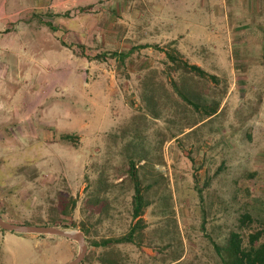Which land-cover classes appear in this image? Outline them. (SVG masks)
Returning a JSON list of instances; mask_svg holds the SVG:
<instances>
[{"label":"rangeland","instance_id":"rangeland-1","mask_svg":"<svg viewBox=\"0 0 264 264\" xmlns=\"http://www.w3.org/2000/svg\"><path fill=\"white\" fill-rule=\"evenodd\" d=\"M191 16L205 18V51L221 46L202 62L215 78L164 66L154 48L178 43ZM251 37L264 39V0H0V81L21 97L16 114L0 94V217L82 233L78 264H224L214 244L224 253L231 232L247 244L264 228V45L238 43ZM153 69L176 72L166 104L148 86ZM44 73L71 75L65 104L39 103ZM84 76L122 100H85ZM130 163L142 222L131 241L96 245L135 224ZM33 249L20 264H65L63 247Z\"/></svg>","mask_w":264,"mask_h":264},{"label":"crops","instance_id":"crops-1","mask_svg":"<svg viewBox=\"0 0 264 264\" xmlns=\"http://www.w3.org/2000/svg\"><path fill=\"white\" fill-rule=\"evenodd\" d=\"M186 13L189 15H192V13L202 14L203 12L200 10H195V12L189 10ZM215 13L224 14L225 11L220 12L218 9H216ZM204 19L205 18H202L201 16L200 17L191 16L190 20L185 18L183 20V23L185 24L188 23L184 28V30L187 31V33H185L184 36L181 37L178 43L175 41V44L160 46L159 49H158L159 45H154V48H156L160 52L161 57L162 58L164 57L166 59V61H164V66H167L168 62H173L171 58H169V56L166 55V52H168L170 53L169 55H171L172 57H175L176 59H180L181 61L179 62L181 64L185 61L189 64L197 65L198 67L202 68L204 71H206L209 74L208 76L209 78H215V75H214L215 73H213V71L211 70H208L202 64V62L204 61L207 55L214 56V55L219 54L221 52L220 51L221 46L217 43H212L211 44L212 48L205 51L202 41L198 39L197 34H196L197 31L204 30L206 28L204 24L205 23ZM52 26L54 27V25ZM230 27L231 26L229 25L228 17L224 19V24H222L221 26H220V21H219L218 28L220 29L227 28V31H228L230 30ZM217 30L218 29L212 30L213 41H215V36H217V33H216ZM228 41L231 42L232 44L231 40L228 39ZM247 42H250L253 45L258 46L260 48L261 47L263 48V45H264V39L263 38L260 39L258 37L244 38V39L238 40L239 46H245ZM140 47L142 46L138 45L137 49ZM1 57L2 55H0V58ZM85 66H89V64ZM0 67L3 70L4 65L0 64ZM147 72L151 74V75L150 74L148 75L149 88L151 89L154 88L156 91L155 94L157 93L159 94L160 92H162L163 95L165 94L163 97L164 99L163 100L161 99L162 101L160 103L166 104L167 103L166 98H165L166 94L171 93L168 82H172L171 78L174 79V74L176 72L168 73L166 69H162L160 71L153 69ZM190 72H194V71L189 70L188 73L186 74L189 75ZM194 73L196 75H199L196 72ZM85 74L88 75V72L86 70H85ZM199 76L204 77L201 75ZM81 78L82 76H80L79 79ZM42 79L43 80L41 83L45 84L49 82L51 85V88L49 87L50 91H47V94L43 96L42 100L40 99L39 103L49 98V95L51 94L52 96L56 97L54 101L55 104H58V105L65 104L67 99L64 100V98L68 97V94H65L64 96V93H59L58 90L62 88L65 84H69L70 82L69 80H71V75H65L61 77L60 74L58 73H51V74L44 73ZM180 83L182 85H180ZM180 83L176 84L177 91L183 98H185L183 94L180 93L179 89H183L187 87L186 86L187 84L183 80H181ZM79 84L81 86V92H82L81 97H83L85 100L88 98V100H91L93 103H96V100L94 99V97L97 95H102L103 97H105L104 103L106 104V108H108V105L112 103L113 99H115V101L117 102L118 98L120 97V101L122 100L121 95L118 93L120 92L119 88L116 86H113V85L106 86L105 89L98 91L96 90V86H95L96 83L91 81L89 79V76H84L83 81H80ZM6 93H8L9 105L11 106V108L14 109L16 114H18L17 113L18 105L21 100V97H18L13 91L8 90L7 82L4 79L3 81H0V94H6ZM159 98L160 97H158L157 101L156 100L155 101L159 102L160 101ZM54 236L56 235H45L43 237H39L38 235H34V234H19L16 232L7 231V230L0 228V264H20L19 261L25 255L24 253H26V250L28 249V247L34 248L33 250L36 252V254L40 253L43 255L49 252L50 250H54L55 248L60 246L65 249L66 255L60 256L59 261L61 263H66L68 261H71L75 253H78L79 251V244L75 240L68 239L66 237H63L65 239H57Z\"/></svg>","mask_w":264,"mask_h":264},{"label":"trees","instance_id":"trees-1","mask_svg":"<svg viewBox=\"0 0 264 264\" xmlns=\"http://www.w3.org/2000/svg\"><path fill=\"white\" fill-rule=\"evenodd\" d=\"M49 27H52L51 23H48ZM5 31L9 29L5 28ZM142 47L150 46L148 44L141 45ZM121 53L113 52V56H118ZM170 53L166 52V55L171 58L173 62H177L175 57L169 55ZM181 66L185 69L191 70L196 72L201 76H209V74L204 71L202 68L198 67L194 64H189L187 62H183ZM213 112L212 114H214ZM71 135L65 134L62 135V138L69 139ZM129 172L131 179L134 185V195H133V202H134V211L133 216L136 218L135 224L130 231L121 237L116 238H106L102 239L100 242H95L96 245H109L111 243H121L127 242L132 240V234L134 233L136 227L141 224V212L144 205V199L142 194V188L140 179L138 177L136 167L133 163H130ZM250 220V216L248 214H244L242 216V222H247ZM19 224H32V223H19ZM39 225H50L49 223H40ZM52 225L58 226V224L53 223ZM63 227H67V225H63ZM264 233V228L256 230L253 233L248 235V242L247 244L243 243L242 237L237 232H231L229 236V240L227 245L223 248L225 251L224 253L221 251V247L217 244H214L216 250L221 255L222 261L224 264H264V242H259L261 235Z\"/></svg>","mask_w":264,"mask_h":264},{"label":"water","instance_id":"water-1","mask_svg":"<svg viewBox=\"0 0 264 264\" xmlns=\"http://www.w3.org/2000/svg\"><path fill=\"white\" fill-rule=\"evenodd\" d=\"M0 228L22 234L36 235H58L68 239L75 240L79 244L77 255L65 264H78L84 257L87 245L85 244L84 235L80 232H73L52 225H34V224H18L8 222L0 217Z\"/></svg>","mask_w":264,"mask_h":264}]
</instances>
